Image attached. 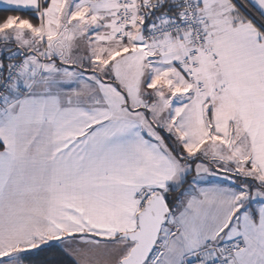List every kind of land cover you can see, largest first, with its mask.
<instances>
[{
  "label": "snow or ice",
  "instance_id": "6c2138e0",
  "mask_svg": "<svg viewBox=\"0 0 264 264\" xmlns=\"http://www.w3.org/2000/svg\"><path fill=\"white\" fill-rule=\"evenodd\" d=\"M0 5V264H264V0Z\"/></svg>",
  "mask_w": 264,
  "mask_h": 264
},
{
  "label": "trees",
  "instance_id": "16d2710c",
  "mask_svg": "<svg viewBox=\"0 0 264 264\" xmlns=\"http://www.w3.org/2000/svg\"><path fill=\"white\" fill-rule=\"evenodd\" d=\"M4 12H3V8H0V15H3Z\"/></svg>",
  "mask_w": 264,
  "mask_h": 264
},
{
  "label": "crops",
  "instance_id": "0c3cea01",
  "mask_svg": "<svg viewBox=\"0 0 264 264\" xmlns=\"http://www.w3.org/2000/svg\"><path fill=\"white\" fill-rule=\"evenodd\" d=\"M0 8H3V6H2V5H0Z\"/></svg>",
  "mask_w": 264,
  "mask_h": 264
}]
</instances>
